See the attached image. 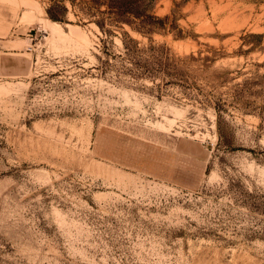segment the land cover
Wrapping results in <instances>:
<instances>
[{"label": "rangeland", "instance_id": "obj_1", "mask_svg": "<svg viewBox=\"0 0 264 264\" xmlns=\"http://www.w3.org/2000/svg\"><path fill=\"white\" fill-rule=\"evenodd\" d=\"M105 2L0 0V264H264V0Z\"/></svg>", "mask_w": 264, "mask_h": 264}, {"label": "trees", "instance_id": "obj_2", "mask_svg": "<svg viewBox=\"0 0 264 264\" xmlns=\"http://www.w3.org/2000/svg\"><path fill=\"white\" fill-rule=\"evenodd\" d=\"M155 0H106L107 12L113 14L120 21L130 25L129 17L140 21L132 28L139 33H151L155 31L154 24H162L163 21L152 15ZM98 7L101 2H94ZM66 8L59 4H53L47 10V16L54 22L62 21L66 15Z\"/></svg>", "mask_w": 264, "mask_h": 264}, {"label": "bare ground", "instance_id": "obj_3", "mask_svg": "<svg viewBox=\"0 0 264 264\" xmlns=\"http://www.w3.org/2000/svg\"><path fill=\"white\" fill-rule=\"evenodd\" d=\"M11 2V1H10ZM51 25H57L56 23H52Z\"/></svg>", "mask_w": 264, "mask_h": 264}]
</instances>
